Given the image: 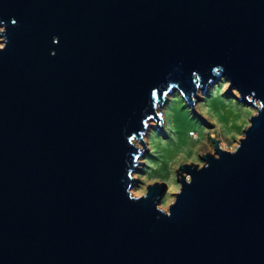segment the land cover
Returning a JSON list of instances; mask_svg holds the SVG:
<instances>
[{"label": "water", "instance_id": "obj_1", "mask_svg": "<svg viewBox=\"0 0 264 264\" xmlns=\"http://www.w3.org/2000/svg\"><path fill=\"white\" fill-rule=\"evenodd\" d=\"M1 27L0 264H264V0H0ZM222 77L256 108L237 148L167 212L134 197L167 94Z\"/></svg>", "mask_w": 264, "mask_h": 264}, {"label": "rangeland", "instance_id": "obj_2", "mask_svg": "<svg viewBox=\"0 0 264 264\" xmlns=\"http://www.w3.org/2000/svg\"><path fill=\"white\" fill-rule=\"evenodd\" d=\"M229 85L228 79L222 77L206 86L204 93L199 87L195 93L199 100L192 96L193 109L206 124L194 114L179 90L167 94L156 110L162 119V127L159 126L162 131L157 128L158 125L152 126L156 122L151 120L142 138L147 151L136 141L142 154L138 159V169L133 174L136 183L130 188L134 197L143 196L138 195L141 192L146 194L149 185L164 183L165 192L158 207L167 212L181 188L177 181L179 166H202L203 155H216L213 139L225 151H234L237 148L239 139L244 137L243 130L249 127L250 118L256 114V108L240 101L236 88L225 93ZM256 104L258 105L257 101Z\"/></svg>", "mask_w": 264, "mask_h": 264}, {"label": "snow or ice", "instance_id": "obj_3", "mask_svg": "<svg viewBox=\"0 0 264 264\" xmlns=\"http://www.w3.org/2000/svg\"><path fill=\"white\" fill-rule=\"evenodd\" d=\"M176 190H178V189H176ZM138 195H144V193H143V192H141V193H139Z\"/></svg>", "mask_w": 264, "mask_h": 264}, {"label": "clouds", "instance_id": "obj_4", "mask_svg": "<svg viewBox=\"0 0 264 264\" xmlns=\"http://www.w3.org/2000/svg\"><path fill=\"white\" fill-rule=\"evenodd\" d=\"M0 31H3V29H0ZM54 55V53H52ZM171 203V202H170Z\"/></svg>", "mask_w": 264, "mask_h": 264}, {"label": "bare ground", "instance_id": "obj_5", "mask_svg": "<svg viewBox=\"0 0 264 264\" xmlns=\"http://www.w3.org/2000/svg\"><path fill=\"white\" fill-rule=\"evenodd\" d=\"M173 92H174V91H173ZM173 92H172V93H173ZM137 146H138V145H137Z\"/></svg>", "mask_w": 264, "mask_h": 264}]
</instances>
